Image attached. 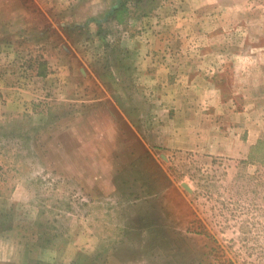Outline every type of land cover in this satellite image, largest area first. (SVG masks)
<instances>
[{
	"label": "rangeland",
	"instance_id": "rangeland-1",
	"mask_svg": "<svg viewBox=\"0 0 264 264\" xmlns=\"http://www.w3.org/2000/svg\"><path fill=\"white\" fill-rule=\"evenodd\" d=\"M0 264H264V0H0Z\"/></svg>",
	"mask_w": 264,
	"mask_h": 264
},
{
	"label": "trees",
	"instance_id": "trees-1",
	"mask_svg": "<svg viewBox=\"0 0 264 264\" xmlns=\"http://www.w3.org/2000/svg\"><path fill=\"white\" fill-rule=\"evenodd\" d=\"M126 7H127L126 3L123 2V3L120 4V8L119 7L114 8V12L118 10L117 13L120 11V14H121L122 11L127 10ZM117 13H116V17L118 18ZM120 21H121V19H120ZM38 74L41 75V74H44V73H43V71H38Z\"/></svg>",
	"mask_w": 264,
	"mask_h": 264
}]
</instances>
